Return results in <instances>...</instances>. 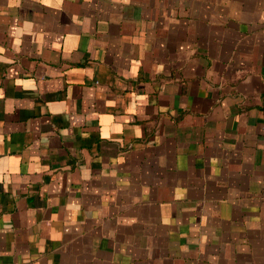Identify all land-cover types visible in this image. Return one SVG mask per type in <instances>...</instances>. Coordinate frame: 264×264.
<instances>
[{"label":"crops","instance_id":"crops-1","mask_svg":"<svg viewBox=\"0 0 264 264\" xmlns=\"http://www.w3.org/2000/svg\"><path fill=\"white\" fill-rule=\"evenodd\" d=\"M0 264H264V0H0Z\"/></svg>","mask_w":264,"mask_h":264}]
</instances>
